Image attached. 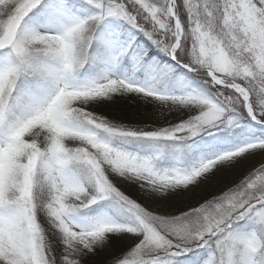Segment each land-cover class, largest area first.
Returning a JSON list of instances; mask_svg holds the SVG:
<instances>
[{"label": "snow or ice", "instance_id": "snow-or-ice-1", "mask_svg": "<svg viewBox=\"0 0 264 264\" xmlns=\"http://www.w3.org/2000/svg\"><path fill=\"white\" fill-rule=\"evenodd\" d=\"M0 264H264V0H0Z\"/></svg>", "mask_w": 264, "mask_h": 264}]
</instances>
